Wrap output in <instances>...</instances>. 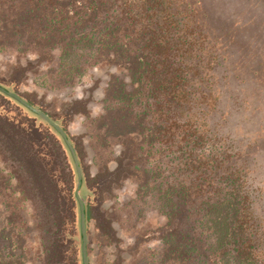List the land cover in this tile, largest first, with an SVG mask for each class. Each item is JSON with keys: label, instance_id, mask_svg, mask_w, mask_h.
I'll list each match as a JSON object with an SVG mask.
<instances>
[{"label": "trees", "instance_id": "trees-1", "mask_svg": "<svg viewBox=\"0 0 264 264\" xmlns=\"http://www.w3.org/2000/svg\"><path fill=\"white\" fill-rule=\"evenodd\" d=\"M232 2L0 0V51H31L39 59L59 53L55 62L68 70L71 84L86 67L117 71L96 128L103 145L120 143L121 150L114 169L81 168L86 228L93 219L101 235L117 242L102 205L132 182L140 214L155 211L162 220L150 229L134 224L144 229L140 244H161L156 264H264V136L239 135L246 121L237 115L246 91L243 68L250 60L237 36L243 25L228 16ZM31 70L20 65L0 82L17 88ZM9 99L0 93V156L14 171L18 195L35 210L43 264H82L69 150L58 139L52 154L44 122ZM62 112L50 117L65 126L88 114V101H72ZM0 238V264H21L20 233L2 228Z\"/></svg>", "mask_w": 264, "mask_h": 264}, {"label": "rangeland", "instance_id": "rangeland-1", "mask_svg": "<svg viewBox=\"0 0 264 264\" xmlns=\"http://www.w3.org/2000/svg\"><path fill=\"white\" fill-rule=\"evenodd\" d=\"M220 4L224 6L222 2ZM228 6H230L228 16L233 18L234 25L236 27L243 25L237 36L244 43L242 47L247 46V56L250 60L243 68L247 76L246 91L242 94L243 100H240L238 105V107L241 106L242 111L238 109L237 115H244L246 121L239 135L247 139L250 136L247 132L249 130L258 137L264 136V0H233ZM57 56L59 53L52 52L45 59H39L31 51L19 52L16 48L0 51V81L8 76L12 69L20 65L28 68L32 66L31 73L17 88L9 87L8 89L1 82L0 85L25 100L27 96L35 101L38 104L35 108L49 117L52 114H60L62 108L72 101L87 100V115H77L65 126H61L60 122L57 124L65 131L76 155L78 149L80 158L78 155L77 158L80 167L84 168L86 173L95 174L105 165L108 169H114L116 166L114 159L121 150L120 143L112 145L109 149L108 145L100 142L96 118L102 111L109 77L117 71L104 65L86 67L83 69L84 74L74 78L71 84L66 82L69 80L68 70L58 68L55 62ZM227 96H232V94ZM1 101L9 105L6 103L7 100L1 99ZM10 105L18 106L23 113L32 115L13 100H10ZM47 126L45 122L41 126L48 133L50 140V142L45 140L44 144L54 154L57 152V142L61 138ZM242 146L243 150H247L244 144ZM67 158L69 165L74 169L69 156ZM60 166H62L61 161ZM1 176L4 179H0V183L3 180H7V183L0 191V229L4 228L5 234L9 229H15L24 239V255L20 258L21 264H43L42 237L35 210L30 201L18 195L19 189L14 171L0 156ZM134 193L135 185L130 181H125L113 191L112 196L107 197L102 205L116 231L117 242L113 243L101 235L94 220L89 219L87 228L89 264H156L159 261L163 251L161 244L156 240L140 244L137 234L138 230L142 229L140 228L142 225L150 229L155 227L154 224L160 225L162 220L155 211L150 210L145 214H140ZM136 223L140 226L138 230L134 228ZM139 232H144V229ZM138 243L136 250L135 245ZM3 245L4 243H0L1 247Z\"/></svg>", "mask_w": 264, "mask_h": 264}, {"label": "water", "instance_id": "water-1", "mask_svg": "<svg viewBox=\"0 0 264 264\" xmlns=\"http://www.w3.org/2000/svg\"><path fill=\"white\" fill-rule=\"evenodd\" d=\"M0 93L8 96L10 99L18 103L20 106L25 108L31 113H34V115L38 116L40 119H42L49 127L54 129V131L60 136V138L65 143L66 147L69 150V154L72 159V163L74 165L76 176H77V184L75 188V196L76 200L79 204L80 208V233H81V252H82V264H89L88 254H87V242H88V236H87V228H86V216H85V204L80 196V190L82 188V170L80 167V163L78 161L76 152L70 143L68 136L66 135L65 131L60 127L55 121H53L47 114L44 112L38 110L34 106L30 105L25 99H23L21 96L14 92H10L7 88L0 85Z\"/></svg>", "mask_w": 264, "mask_h": 264}]
</instances>
